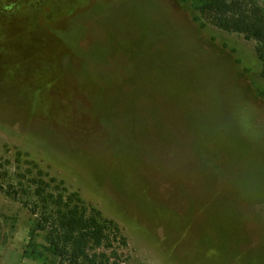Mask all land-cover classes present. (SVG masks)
<instances>
[{
  "label": "rangeland",
  "instance_id": "rangeland-1",
  "mask_svg": "<svg viewBox=\"0 0 264 264\" xmlns=\"http://www.w3.org/2000/svg\"><path fill=\"white\" fill-rule=\"evenodd\" d=\"M196 1L0 0V264L58 262L38 182L113 264H264L261 63Z\"/></svg>",
  "mask_w": 264,
  "mask_h": 264
},
{
  "label": "trees",
  "instance_id": "trees-1",
  "mask_svg": "<svg viewBox=\"0 0 264 264\" xmlns=\"http://www.w3.org/2000/svg\"><path fill=\"white\" fill-rule=\"evenodd\" d=\"M194 10L201 24L208 23L253 40L261 63L260 76L264 80V0H197ZM36 187L38 203L35 206L40 209L41 221L44 218L46 225L39 227L47 229L57 264L114 263L110 260L117 259L116 253L107 254L115 241L107 232L112 227L110 222L101 219L94 208H88L77 193L65 195L64 188L49 189L47 184L43 188L40 182Z\"/></svg>",
  "mask_w": 264,
  "mask_h": 264
}]
</instances>
